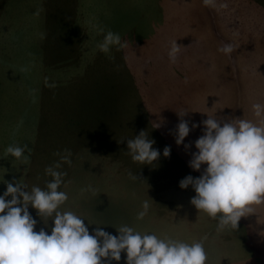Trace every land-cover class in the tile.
<instances>
[{"label":"rangeland","instance_id":"1","mask_svg":"<svg viewBox=\"0 0 264 264\" xmlns=\"http://www.w3.org/2000/svg\"><path fill=\"white\" fill-rule=\"evenodd\" d=\"M214 3L0 0V195L14 182L46 190L52 177L45 169L60 163L56 170L67 175L58 191L68 199L57 211L84 219L90 234L101 227L118 235L126 225L166 241L201 243L206 264H264V202L237 228L218 231L219 215L198 211L190 202L194 189L179 187L206 168L189 167L203 120L264 127V111L257 117L253 108L264 109V0ZM108 32L120 40L104 52ZM226 44L230 54L218 50ZM181 119L199 127L178 146ZM141 131L160 152L151 164L128 154L127 140ZM25 144L32 151L19 159L6 152ZM145 201L148 213L139 220ZM29 212L34 231L50 234L53 217H39L31 206ZM126 260L122 252L111 264Z\"/></svg>","mask_w":264,"mask_h":264},{"label":"clouds","instance_id":"2","mask_svg":"<svg viewBox=\"0 0 264 264\" xmlns=\"http://www.w3.org/2000/svg\"><path fill=\"white\" fill-rule=\"evenodd\" d=\"M203 3L215 7L214 0H203ZM119 40L118 34L108 32L100 45L101 51H109ZM179 50L175 42L168 54L172 63ZM218 50L230 54L233 48L226 44ZM253 108L257 117L264 111L260 104H254ZM177 114L184 117L186 112ZM201 123L203 134L195 141L197 151L191 154L189 167L194 171H200L202 165L206 168L197 178L191 175L183 178L179 187L194 189L196 195L190 202L198 211L213 219L219 215L218 231L228 226L237 228L240 218L253 212L252 205L264 202V127L243 119L233 122L208 117ZM197 127L192 124V129ZM192 129L188 121L181 119L176 126L175 143L183 144ZM154 143L146 131L127 140L132 161L151 164L158 160L160 152L153 148ZM190 147L184 144L186 150ZM25 151L29 154L32 151L27 144L10 145L6 149L17 159ZM170 152L166 146L164 157H169ZM62 160L71 163L68 156ZM60 167L56 163L45 169L52 177L46 190L34 186L29 192L25 190L26 185L7 183L6 191L0 195V264H103L105 259L111 264L113 260L120 261L122 252H126V264H206L207 254L201 243L166 241L154 234L142 235L126 225L116 229L118 235L101 227L90 234L84 219L70 211H57L68 199L65 192L58 191L67 175L56 170ZM29 206L37 210L39 217H53L50 234L43 228L34 231L37 221L30 214ZM142 208L137 215L139 220L148 213L147 201Z\"/></svg>","mask_w":264,"mask_h":264}]
</instances>
